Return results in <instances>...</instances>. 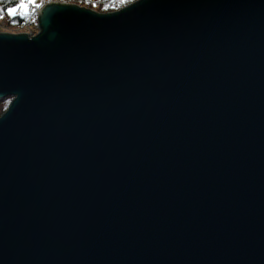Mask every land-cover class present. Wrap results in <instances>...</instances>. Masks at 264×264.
I'll return each instance as SVG.
<instances>
[{"label": "water", "instance_id": "95a60500", "mask_svg": "<svg viewBox=\"0 0 264 264\" xmlns=\"http://www.w3.org/2000/svg\"><path fill=\"white\" fill-rule=\"evenodd\" d=\"M37 16L0 32V264H264V0Z\"/></svg>", "mask_w": 264, "mask_h": 264}, {"label": "trees", "instance_id": "16d2710c", "mask_svg": "<svg viewBox=\"0 0 264 264\" xmlns=\"http://www.w3.org/2000/svg\"><path fill=\"white\" fill-rule=\"evenodd\" d=\"M29 0H0V22H2L5 26H3L0 31L8 32V33H20L16 30L29 20L30 16L33 14L37 15V11L44 5L49 2L59 1V2H67L74 3L80 6H84L87 8H91L97 12L105 13L116 11L125 7L126 5L133 3L137 0H35L34 11L29 16L22 15L18 11L15 14L11 13L12 9L18 8L23 2ZM36 8V9H35ZM18 12V13H17ZM16 21V23H13ZM34 24V31H35ZM37 31V28H36ZM13 97L8 96L0 100V116L6 112L9 107Z\"/></svg>", "mask_w": 264, "mask_h": 264}, {"label": "rangeland", "instance_id": "374dc122", "mask_svg": "<svg viewBox=\"0 0 264 264\" xmlns=\"http://www.w3.org/2000/svg\"><path fill=\"white\" fill-rule=\"evenodd\" d=\"M35 0H29V1H25V2H23L18 8H15V9H12L11 10V13H13V14H15L16 13V11H18L20 14H22V15H26V16H29L30 14H32L33 13V11H34V6H35ZM74 4V3H73ZM36 9V8H35ZM17 12V13H18ZM38 12V11H37ZM32 21H34L35 22V24L36 25H38V22H37V19H36V14H33V15H31L30 16V18H29V22H30V24L32 23ZM3 26H5L2 22H0ZM2 25H0V27H2ZM29 28H31V29H29ZM34 25H32L31 27H28V28H26V30H17V31H19L20 33H30V30L32 31V32H34ZM36 28H37V31H36ZM1 29V28H0ZM0 32H2V31H0ZM38 32V26H35V33H37ZM14 33V32H13Z\"/></svg>", "mask_w": 264, "mask_h": 264}, {"label": "built area", "instance_id": "2783aa9c", "mask_svg": "<svg viewBox=\"0 0 264 264\" xmlns=\"http://www.w3.org/2000/svg\"><path fill=\"white\" fill-rule=\"evenodd\" d=\"M36 19H37V22H38V16L36 15ZM35 24V22L34 21H32V23L30 24V22H29V20L23 25V27H19L17 30H26V28H28V27H31L32 25H34ZM0 25H2L1 23H0ZM36 26H38V25H36ZM2 27H3V25H2ZM2 27H0V28H2ZM29 29H31V28H29ZM16 30V31H17ZM18 32V31H17ZM27 34H29L30 36H33L34 34H36L35 33V31L34 32H32L31 30H30V33H27Z\"/></svg>", "mask_w": 264, "mask_h": 264}, {"label": "snow or ice", "instance_id": "6c2138e0", "mask_svg": "<svg viewBox=\"0 0 264 264\" xmlns=\"http://www.w3.org/2000/svg\"><path fill=\"white\" fill-rule=\"evenodd\" d=\"M13 23H16V21H13Z\"/></svg>", "mask_w": 264, "mask_h": 264}]
</instances>
